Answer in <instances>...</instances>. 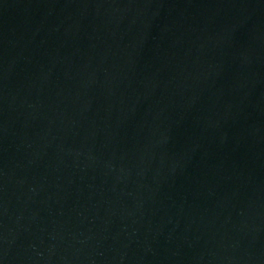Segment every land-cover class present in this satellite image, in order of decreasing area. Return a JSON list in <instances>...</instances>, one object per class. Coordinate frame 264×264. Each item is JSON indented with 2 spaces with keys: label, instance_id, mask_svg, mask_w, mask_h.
Instances as JSON below:
<instances>
[{
  "label": "water",
  "instance_id": "95a60500",
  "mask_svg": "<svg viewBox=\"0 0 264 264\" xmlns=\"http://www.w3.org/2000/svg\"><path fill=\"white\" fill-rule=\"evenodd\" d=\"M0 264H264V0H0Z\"/></svg>",
  "mask_w": 264,
  "mask_h": 264
}]
</instances>
